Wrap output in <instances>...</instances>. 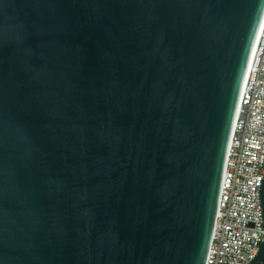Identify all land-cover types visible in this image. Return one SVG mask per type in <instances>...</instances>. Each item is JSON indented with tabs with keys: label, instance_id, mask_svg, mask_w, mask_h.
<instances>
[{
	"label": "water",
	"instance_id": "water-1",
	"mask_svg": "<svg viewBox=\"0 0 264 264\" xmlns=\"http://www.w3.org/2000/svg\"><path fill=\"white\" fill-rule=\"evenodd\" d=\"M263 14L0 0V264H205Z\"/></svg>",
	"mask_w": 264,
	"mask_h": 264
},
{
	"label": "built area",
	"instance_id": "built-area-1",
	"mask_svg": "<svg viewBox=\"0 0 264 264\" xmlns=\"http://www.w3.org/2000/svg\"><path fill=\"white\" fill-rule=\"evenodd\" d=\"M263 157L264 14L238 97L205 264H246L258 250L264 233L258 200Z\"/></svg>",
	"mask_w": 264,
	"mask_h": 264
},
{
	"label": "flooded vegetation",
	"instance_id": "flooded-vegetation-1",
	"mask_svg": "<svg viewBox=\"0 0 264 264\" xmlns=\"http://www.w3.org/2000/svg\"><path fill=\"white\" fill-rule=\"evenodd\" d=\"M258 264H260V263H258Z\"/></svg>",
	"mask_w": 264,
	"mask_h": 264
}]
</instances>
